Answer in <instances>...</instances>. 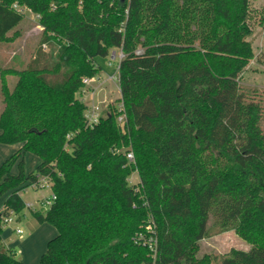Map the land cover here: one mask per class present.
<instances>
[{
  "label": "trees",
  "instance_id": "trees-1",
  "mask_svg": "<svg viewBox=\"0 0 264 264\" xmlns=\"http://www.w3.org/2000/svg\"><path fill=\"white\" fill-rule=\"evenodd\" d=\"M22 9L51 51L0 63V144L22 145L0 166V264H24L4 220L42 181L57 199L31 214L58 234L41 264H264V92L240 82L251 0H0V44L22 36ZM113 50L127 126L115 105L91 128L83 79ZM26 154L40 160L29 173ZM212 221L249 249L201 253Z\"/></svg>",
  "mask_w": 264,
  "mask_h": 264
},
{
  "label": "rangeland",
  "instance_id": "rangeland-1",
  "mask_svg": "<svg viewBox=\"0 0 264 264\" xmlns=\"http://www.w3.org/2000/svg\"><path fill=\"white\" fill-rule=\"evenodd\" d=\"M264 0H251V26L253 27V35L251 36V42L253 44L256 56L250 62L246 72L242 75L241 83L244 86L258 89V92H264ZM26 21L19 28L22 36L18 34L14 42L0 44V63L6 65H17L27 61H31L34 54L39 49L46 52H50V47L45 45H39V38L42 33V28L35 22V16L30 12H25ZM20 33V34H21ZM13 35V34H11ZM57 54V51H53ZM109 58H99L98 62L102 64L105 70L98 76L105 82L103 88H99L100 82L97 80L92 84L93 89H96L95 99L97 101H106L104 106V112H106V106L110 104L115 106L119 102L121 97L120 91L117 86V82L108 81V77L116 72V67L109 64ZM101 81V82H102ZM90 98L88 102H90ZM111 110V109H110ZM2 146V145H1ZM8 146V145H7ZM11 146V145H10ZM0 154H6V152L13 153L12 147H0ZM16 152V151H15ZM14 152V153H15ZM12 155V154H11ZM1 156V155H0ZM39 160L30 154H26L24 158V168L27 173L32 172L37 167ZM19 172L18 164L13 168V173ZM130 182L132 185L140 182L138 171L134 172L130 176ZM21 195L26 203V208L22 214L21 221L15 220L6 227L19 226L23 231H28L31 228L34 218L31 214V210L41 209L46 210L49 208L52 199L53 192L51 186L45 184L39 189L28 187L21 192ZM202 247L201 253H212L217 256H223L235 249L247 250L249 244L234 230L222 231L219 226L211 222V233L209 237L201 241ZM20 258V257H19ZM22 259V258H20Z\"/></svg>",
  "mask_w": 264,
  "mask_h": 264
},
{
  "label": "built area",
  "instance_id": "built-area-1",
  "mask_svg": "<svg viewBox=\"0 0 264 264\" xmlns=\"http://www.w3.org/2000/svg\"><path fill=\"white\" fill-rule=\"evenodd\" d=\"M22 12H27L26 9H22ZM37 18V16H35V19ZM137 53H141V51H138ZM125 55L123 53L122 50H113L111 51L110 55H109V64L110 65H114L116 67V72L112 75H110L108 77V81L110 82H117V86L118 89L120 91V95H121V90H120V64L122 62V60L124 59ZM100 82L99 84V88H103L105 82L101 80V77H94V78H90V77H85L83 79V90L81 92V100L86 104V112H85V118L87 120L88 125L91 128H94L95 126H97L101 120L103 118H105L110 112H111V105L108 104L106 106V112H104V106L103 104L106 102H102V101H97L95 99V94H96V89H93L92 84L95 81ZM102 81V82H101ZM90 98V102H88V99ZM119 102L116 103V108H117V122L121 127H126L127 126V122H128V117H127V113L125 110V105L122 101V96L119 98L118 100ZM127 159L129 161L130 164H136V159H135V154L132 150L127 152ZM44 181H42L41 186L43 187L44 185ZM34 187H36V185H34ZM57 196L53 195L52 199L49 200L50 204L52 203V201L56 200ZM18 216L12 212L10 214V216H8L5 220H4V225L7 226L10 223L14 222L15 220H17ZM17 233L18 234H22L23 231L21 229H17ZM145 244H149L150 248L153 250H156V246H157V240L152 238L150 240H144Z\"/></svg>",
  "mask_w": 264,
  "mask_h": 264
},
{
  "label": "crops",
  "instance_id": "crops-1",
  "mask_svg": "<svg viewBox=\"0 0 264 264\" xmlns=\"http://www.w3.org/2000/svg\"><path fill=\"white\" fill-rule=\"evenodd\" d=\"M1 145L5 147H12L15 151H18L22 147L21 144L11 146L0 144V147H2ZM15 151L13 150V153L6 152V154H0V166L11 156V154L13 155ZM39 162L37 163L39 164ZM3 207L4 197L0 198V212L3 210ZM19 221H21V219H19L18 222ZM34 221L35 222H32L31 228L26 232L23 231L22 228H19L18 224L17 226L11 227L5 226L2 232V238L5 246L13 249L16 253V257L24 264H41L40 260L42 255L47 250L48 242L58 234L57 229L48 223L40 224L35 219ZM17 229H21L23 233L18 234Z\"/></svg>",
  "mask_w": 264,
  "mask_h": 264
}]
</instances>
